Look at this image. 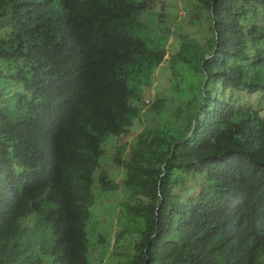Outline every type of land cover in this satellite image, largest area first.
Wrapping results in <instances>:
<instances>
[{"label": "trees", "instance_id": "16d2710c", "mask_svg": "<svg viewBox=\"0 0 264 264\" xmlns=\"http://www.w3.org/2000/svg\"><path fill=\"white\" fill-rule=\"evenodd\" d=\"M151 1L0 0V264H92L95 187L119 188L103 144L129 134L109 226L127 264H264V0H195L204 41H168L170 0L141 21ZM59 56L86 62L68 90ZM184 71L195 95L152 97Z\"/></svg>", "mask_w": 264, "mask_h": 264}, {"label": "rangeland", "instance_id": "374dc122", "mask_svg": "<svg viewBox=\"0 0 264 264\" xmlns=\"http://www.w3.org/2000/svg\"><path fill=\"white\" fill-rule=\"evenodd\" d=\"M163 0H152L149 3L148 10L145 14L148 20H154V23H150L154 28L161 29L164 23L168 22L166 19L165 11H167V3L164 2V7L161 11H155L153 5L155 2H162ZM176 9L180 10L179 19L176 18V21L169 20L171 23V32L172 35H169L168 41H171L174 33L180 34L183 31H190L192 33H198L197 37L204 41L207 37V34L202 31L206 28V24L202 21L194 23L191 21V16L197 14L203 19L205 18L204 9L196 8L193 10L195 0H179L174 1L170 0ZM162 5V4H161ZM145 11H143L144 16ZM178 22V25H177ZM158 68L155 69V77H157ZM187 72H183L181 77L178 78L177 74L173 75L172 83L168 81L166 86L157 85V79L152 80V97L154 99H160L161 96L165 98L167 102L173 104L180 95L184 97H191L195 95L193 91L186 92L184 94V87L187 85ZM195 80V79H194ZM183 91V92H182ZM260 94H254L250 97L251 100H255L259 97ZM168 100H167V99ZM264 102V99H262ZM264 111V105L263 109ZM156 122V121H155ZM135 134L124 135L123 137L117 138L116 136H109L104 144L105 154L101 157V167L97 170V175L101 170H106L111 178H116V184L119 188L114 190L102 191L99 187H95L97 192V199L92 208L91 217L87 223V231L90 238V260L92 264H127L129 261V256L127 250L119 243L115 246L114 234L111 232L109 234V226L113 221V224L116 221V218L113 213L114 200L118 196V192L124 193V188H120L122 181L121 176L123 175L122 169L120 166L116 165L113 162V159L116 155L117 146L124 144L126 142H133ZM119 177V178H118ZM114 181V180H113ZM102 234V235H101ZM104 234L108 237L103 236ZM108 244V246H104Z\"/></svg>", "mask_w": 264, "mask_h": 264}, {"label": "clouds", "instance_id": "9594fccd", "mask_svg": "<svg viewBox=\"0 0 264 264\" xmlns=\"http://www.w3.org/2000/svg\"><path fill=\"white\" fill-rule=\"evenodd\" d=\"M148 7H149V5H147V7L145 8L144 16H143V11L141 12L139 19L141 21H143V19H144L146 21H149L150 23L151 22L154 23V20L150 21L145 16V14L148 10ZM155 11H160V10H155ZM53 65H54L55 72L52 73L51 77H54L57 80H54L51 78L50 83H54L58 88H60L62 90H68L72 86H74V80L79 79L80 76L85 72V70H83V69L86 65V62L80 58L71 59L69 57L61 58V56H59L55 60ZM104 144H105V142H104ZM104 144H103V148H104ZM104 154H105V149H104ZM100 167H101V164H100ZM101 171L107 172L106 170H101ZM122 172H123V170H122Z\"/></svg>", "mask_w": 264, "mask_h": 264}]
</instances>
